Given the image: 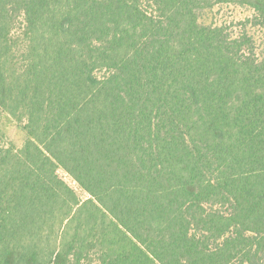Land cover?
<instances>
[{"label": "trees", "instance_id": "obj_1", "mask_svg": "<svg viewBox=\"0 0 264 264\" xmlns=\"http://www.w3.org/2000/svg\"><path fill=\"white\" fill-rule=\"evenodd\" d=\"M0 112V264H264V0H0Z\"/></svg>", "mask_w": 264, "mask_h": 264}, {"label": "rangeland", "instance_id": "obj_2", "mask_svg": "<svg viewBox=\"0 0 264 264\" xmlns=\"http://www.w3.org/2000/svg\"><path fill=\"white\" fill-rule=\"evenodd\" d=\"M253 16V11L247 7H240L233 4H221L216 6L208 15V21L216 25H223L229 29L233 36H237L241 31V23ZM257 39V47H260L261 33L252 31ZM0 123L6 135L4 146L13 145L21 147L25 141V134L20 127L17 126L10 118L0 112ZM66 181L73 187L75 183L67 176L64 175ZM79 192V191H78ZM79 194L85 198L81 192Z\"/></svg>", "mask_w": 264, "mask_h": 264}]
</instances>
